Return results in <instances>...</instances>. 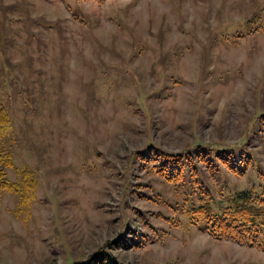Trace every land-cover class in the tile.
Listing matches in <instances>:
<instances>
[{"label": "rangeland", "instance_id": "rangeland-1", "mask_svg": "<svg viewBox=\"0 0 264 264\" xmlns=\"http://www.w3.org/2000/svg\"><path fill=\"white\" fill-rule=\"evenodd\" d=\"M0 101V144L37 181L27 210L1 194L0 264H74L100 248L122 264H264L186 223L162 201L173 187L132 156L232 144L264 168V0H0ZM227 177V190L264 182ZM147 181L162 198L128 192L150 194Z\"/></svg>", "mask_w": 264, "mask_h": 264}, {"label": "trees", "instance_id": "trees-1", "mask_svg": "<svg viewBox=\"0 0 264 264\" xmlns=\"http://www.w3.org/2000/svg\"><path fill=\"white\" fill-rule=\"evenodd\" d=\"M249 31H243L242 34ZM257 118H260L257 136L264 144V115ZM9 123L8 111L0 101V141L3 128ZM246 140L245 137L244 141ZM247 151L232 144L195 143L178 152L162 148L151 154L133 152L135 161L146 172L155 175L163 184L173 187V196L163 199L158 189L148 181L146 187H150V194L141 188L128 189V192L132 191L138 197L150 200L162 198L167 207L174 211L180 206L179 213L184 215L186 223L215 239H226L264 251V182H252L248 187L227 190L223 180L228 179V173L235 177L247 172L264 176L262 165L255 163L253 155ZM8 167L14 168L18 173L17 180L10 181L6 178L4 170ZM140 185L137 183L134 187ZM36 188L37 181L30 167L22 165L15 168L10 160V153L0 144V197L2 192H12L17 197L16 211L27 210L35 197ZM136 212L149 226L143 213L140 210ZM156 214L171 220V217L160 211ZM177 221L181 222L180 219ZM150 228L159 236V227L150 225ZM130 239L133 243H144L156 238L148 233H138ZM74 264L122 263L110 252L100 248L83 262Z\"/></svg>", "mask_w": 264, "mask_h": 264}]
</instances>
